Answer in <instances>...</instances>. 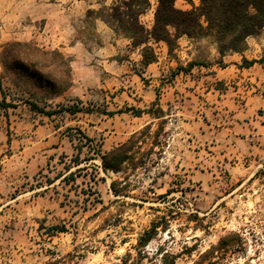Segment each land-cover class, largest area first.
I'll return each mask as SVG.
<instances>
[{"label": "rangeland", "instance_id": "374dc122", "mask_svg": "<svg viewBox=\"0 0 264 264\" xmlns=\"http://www.w3.org/2000/svg\"><path fill=\"white\" fill-rule=\"evenodd\" d=\"M41 2L0 0V84L11 105L0 107V264H196L229 233L240 234L244 245L205 264H264V141L255 152L250 141L234 142L229 152L215 138L203 139V127L190 131L186 124L194 117L179 113L189 103L173 99L162 107L159 101L165 91L191 92L203 121L204 94L211 93L216 105L236 91L234 83L215 78L227 65L224 57L243 52L221 55L209 36L180 37L171 47L148 37L136 47L111 11L96 12L87 25L104 19L119 51L99 67L98 88L87 86L97 98L84 104L65 94L40 99L12 84L1 53L8 44L30 43L60 52L71 67L74 55L61 52L62 45L30 36L41 31L33 28ZM199 5L175 2L183 11ZM157 7L158 0H149L139 17L146 37ZM146 52L158 63L151 73L142 64ZM193 62L199 65L189 73L179 71ZM29 101L48 113L80 101L83 112L50 118L32 112ZM46 125L59 129L48 147L40 141L45 133L35 132ZM122 145L129 159L119 172L106 170L102 157ZM153 228L152 240L140 244Z\"/></svg>", "mask_w": 264, "mask_h": 264}, {"label": "crops", "instance_id": "0c3cea01", "mask_svg": "<svg viewBox=\"0 0 264 264\" xmlns=\"http://www.w3.org/2000/svg\"><path fill=\"white\" fill-rule=\"evenodd\" d=\"M114 2L115 0H44L40 5L44 9L39 11L40 17L33 27L41 31H35L30 35L32 37L44 35L47 42L51 41L56 46L62 45L61 52L74 55L71 64L73 85L65 95L76 98L83 104L97 98V94L92 96L88 92L87 86L96 85L98 88L99 67L112 60L114 55L119 54L116 33L108 23L101 17L96 18V24L93 27L87 25L89 24L87 22L96 12L100 14L110 12ZM91 37L94 41L89 39ZM68 38L71 39L70 45L67 44ZM247 46L242 54L224 57L227 65L224 69L217 71L215 78L226 85L234 83L237 86L236 91H228L226 95H223L222 101H218L216 105L210 100L211 93L204 94L205 98L202 100L204 106L201 107L205 115L203 121H200L198 117L197 95L191 92L172 94L165 91L159 99L164 103L162 107H170L169 102L174 100L189 103L190 109L179 113L194 117L186 124L190 131L193 133L203 127L205 131L202 134L203 139L215 138L218 145L221 144V148H227L229 152L232 151L231 146L234 142L240 141L241 144H247L250 141V148L255 152L258 150L256 144L264 141V114L258 113L261 109L264 110V63L258 60V58L262 59L264 54V29L258 36L248 38ZM244 59L257 62L245 67L241 64ZM157 65L158 63H153L143 68L151 73L155 71ZM189 83L190 80L186 78L185 85ZM191 85L195 86V84ZM146 98L153 99L150 94ZM174 107L177 111L179 104ZM43 127L48 129L45 131ZM43 127L37 128L35 132L45 133L40 141L48 147L59 129H54L51 125Z\"/></svg>", "mask_w": 264, "mask_h": 264}, {"label": "trees", "instance_id": "16d2710c", "mask_svg": "<svg viewBox=\"0 0 264 264\" xmlns=\"http://www.w3.org/2000/svg\"><path fill=\"white\" fill-rule=\"evenodd\" d=\"M176 0H158V7L154 14V29L148 35L139 23V17L149 6V0H115L110 9L111 18L116 19L131 31L133 45L138 47L145 44L148 37L154 42H164L171 47L174 39L187 37H212L221 55L227 53H242L247 48V39L258 36L264 29V0H200V5L194 10L183 11L175 6ZM207 23V30L203 26ZM175 31L173 36L168 25ZM147 38V39H146ZM155 58L148 52L143 55V66L155 63ZM257 61L243 60L246 66ZM1 63L12 77V84L30 96L40 99H54L63 96L73 85V76L70 63L58 51L47 52L30 43H11L6 45L1 53ZM199 64L191 63L187 69L179 71L189 73ZM0 93L3 101L0 107L8 108L6 95L0 84ZM32 112L53 117L60 115L75 116L82 113L78 101L75 104L61 105L53 113L45 112L44 108L34 102H25ZM84 139L88 140V138ZM129 147L119 146L102 157L106 170L119 172L129 159ZM156 233V228L146 233V239L140 244L148 243ZM244 240L238 233H229L220 238L218 244L200 257L196 264H205L217 255L242 247ZM126 262V261H124ZM141 262V260H138ZM55 264V263H47ZM125 264V263H124Z\"/></svg>", "mask_w": 264, "mask_h": 264}]
</instances>
